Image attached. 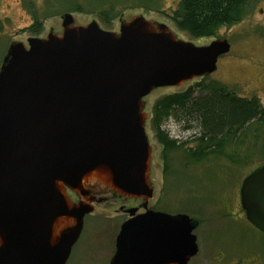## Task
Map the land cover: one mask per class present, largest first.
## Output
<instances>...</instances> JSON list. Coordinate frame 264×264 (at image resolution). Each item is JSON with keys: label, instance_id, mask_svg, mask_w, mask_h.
Returning <instances> with one entry per match:
<instances>
[{"label": "water", "instance_id": "water-1", "mask_svg": "<svg viewBox=\"0 0 264 264\" xmlns=\"http://www.w3.org/2000/svg\"><path fill=\"white\" fill-rule=\"evenodd\" d=\"M62 20L60 34L12 43L0 67V264H67L99 186L144 201L110 264H189L199 221L149 208L145 98L213 74L230 43L197 46L144 17L118 33ZM239 194L264 233V163Z\"/></svg>", "mask_w": 264, "mask_h": 264}, {"label": "rangeland", "instance_id": "rangeland-1", "mask_svg": "<svg viewBox=\"0 0 264 264\" xmlns=\"http://www.w3.org/2000/svg\"><path fill=\"white\" fill-rule=\"evenodd\" d=\"M179 1L0 0V67L12 43L20 42L28 47L29 39L36 38L30 30L32 24L39 21L44 29L38 37L44 39L51 29H63L61 16L65 13H71L77 25L97 22L113 33H118L124 22L144 17L168 26L177 38L197 46L209 45L217 39L228 40L231 50L219 58L213 74L181 87L156 89L145 98L146 132L152 148L150 182L154 190L149 208L168 214H187L199 221L194 232L199 254L189 264H264V233L247 221L239 194L243 179L264 163L259 154L261 141L255 146L249 136L246 145L235 149L236 152L234 147L226 146L219 153L208 151L199 162L187 161L185 150L198 146L190 138L194 132L186 131L174 115L170 116L162 128L183 146L170 155L173 165L168 175L166 153L153 122L156 101L190 88L199 95L201 88L197 84L209 87L218 84L264 106V0H250L247 14L238 23L221 27L214 37L197 39L178 30L169 18ZM102 13L107 14V22ZM250 148H254L252 156L246 153ZM232 155L240 156L241 160L235 162ZM246 156L250 160L245 162ZM93 195L97 199L92 202L94 211L84 218L82 233L67 264H110L120 227L130 217L128 209L136 210V214L144 212L142 199L127 198L101 186L94 188Z\"/></svg>", "mask_w": 264, "mask_h": 264}, {"label": "trees", "instance_id": "trees-1", "mask_svg": "<svg viewBox=\"0 0 264 264\" xmlns=\"http://www.w3.org/2000/svg\"><path fill=\"white\" fill-rule=\"evenodd\" d=\"M249 4L250 0H180L169 18L178 30L194 39L214 37L221 27L238 23L247 14ZM101 15L105 22L109 20L106 13ZM32 30L39 32L38 23ZM197 86L201 88L199 95L190 88L167 95L154 104V129L166 153V174L169 175L173 165L170 155L183 146L162 128L163 122L173 115L186 131L194 132L190 138L198 144L185 150L187 161L199 162L208 151L219 153L226 146L234 147L236 152L235 149L246 145L249 136L255 146L261 141L259 154L264 159V106L256 99L242 98L218 84ZM253 149L246 153L252 156ZM231 158L235 162L241 160L237 155ZM248 160L250 157L246 156L245 162Z\"/></svg>", "mask_w": 264, "mask_h": 264}, {"label": "flooded vegetation", "instance_id": "flooded-vegetation-1", "mask_svg": "<svg viewBox=\"0 0 264 264\" xmlns=\"http://www.w3.org/2000/svg\"><path fill=\"white\" fill-rule=\"evenodd\" d=\"M65 14H71V13H65ZM61 18H62V16H61ZM120 20H122V19H120ZM36 23H38V29H39V32L34 33L33 30H32V28L35 26ZM36 23L31 25L30 30L32 31V34L34 35L33 37L39 38L38 36H42V35H43V30H42V29H44V28H43V26H41V24L39 23V21H36ZM104 30H105V29H104ZM62 31H63V29H61V31H55L54 29H51V30L49 31V34H60ZM47 36H48V35H47ZM96 200H97V199H96ZM128 210H129V211H128L129 215H130L131 212H134V210H130V209H128ZM135 211H136V210H135ZM135 214H136V213H135ZM129 218H130V217H129ZM120 228H121V227H120Z\"/></svg>", "mask_w": 264, "mask_h": 264}]
</instances>
